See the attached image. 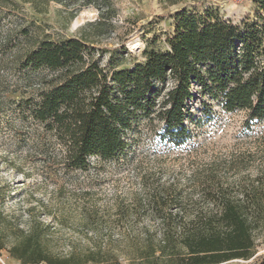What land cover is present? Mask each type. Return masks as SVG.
Masks as SVG:
<instances>
[{
  "label": "trees",
  "instance_id": "obj_1",
  "mask_svg": "<svg viewBox=\"0 0 264 264\" xmlns=\"http://www.w3.org/2000/svg\"><path fill=\"white\" fill-rule=\"evenodd\" d=\"M41 1L45 3L39 7L37 0H0V7L13 14L21 11V5H29L42 14L48 1L64 4V0ZM87 1L83 7L94 8L98 16L88 26L96 32L109 27L116 13L112 0ZM251 2L256 20L238 25L223 20L214 9L176 12L173 33L165 40L167 50H144L143 62L128 69L112 67L111 71L100 65L86 39L38 40L21 26L22 40L15 47L22 50L16 53V64L27 75H20L11 94L20 96L14 101L22 119L27 113L41 129L35 130L36 145L50 152L56 148L59 163L69 171H86L91 158L105 162L124 158L143 124L155 131L157 141L183 145L190 139L185 124L190 103L198 97L218 103L226 113L243 112L246 130L263 122L264 0ZM6 39L11 36L0 40V47ZM156 122L161 124L159 130L153 129ZM261 185L257 180L244 187L238 198L216 189L208 193L211 209L192 212H165L167 207L179 209L182 205L178 197L168 199L169 188H161L159 202H152L161 212L159 228L127 236L124 246L94 230L88 248L54 257L42 249L34 230L8 254L21 264H223L248 260L255 252V231L264 230ZM137 206L144 211L141 202ZM83 218L87 226L94 227L89 215Z\"/></svg>",
  "mask_w": 264,
  "mask_h": 264
},
{
  "label": "rangeland",
  "instance_id": "obj_2",
  "mask_svg": "<svg viewBox=\"0 0 264 264\" xmlns=\"http://www.w3.org/2000/svg\"><path fill=\"white\" fill-rule=\"evenodd\" d=\"M87 2L48 1L42 14L29 5H21V11L13 14L0 7V40L11 36L0 47L1 264L14 260L8 250L34 230L42 249L54 257L88 248L94 230L124 246L127 236L159 228L161 212L152 202L159 198L161 188L170 189V201L181 199V208L167 207L165 212H192L211 209L208 193L216 189L238 198L244 187L257 180L264 187V121L246 130L243 112L226 113L206 97L190 103L185 123L190 139L183 145L157 141L155 131L143 124L124 158L109 162L91 158L86 171L63 168L56 148L50 152L36 145L35 130L41 129L27 113L22 119L15 102L20 96L11 94L20 75H27L16 64V53L22 50L15 47L22 40L21 26L38 40L84 38L100 65L111 71L112 67L128 69L143 62L144 50H167L165 40L174 29L172 17L181 10L214 9L235 25L256 20L257 13L251 0H112L115 16L109 27L96 32L88 25L98 20L97 12L83 7ZM44 3L37 0L39 7ZM154 124L153 129L161 128ZM137 202L143 204V212ZM85 215L91 217L94 227L86 225ZM254 238L255 252L250 259L223 264H260L264 230L255 231Z\"/></svg>",
  "mask_w": 264,
  "mask_h": 264
},
{
  "label": "crops",
  "instance_id": "obj_3",
  "mask_svg": "<svg viewBox=\"0 0 264 264\" xmlns=\"http://www.w3.org/2000/svg\"><path fill=\"white\" fill-rule=\"evenodd\" d=\"M1 264V263H0ZM10 264H18V261H15V260H11V263Z\"/></svg>",
  "mask_w": 264,
  "mask_h": 264
}]
</instances>
